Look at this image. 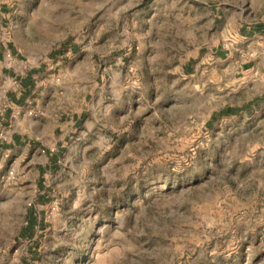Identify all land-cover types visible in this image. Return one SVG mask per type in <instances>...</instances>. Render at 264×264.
I'll use <instances>...</instances> for the list:
<instances>
[{"label":"rangeland","instance_id":"obj_1","mask_svg":"<svg viewBox=\"0 0 264 264\" xmlns=\"http://www.w3.org/2000/svg\"><path fill=\"white\" fill-rule=\"evenodd\" d=\"M258 22L264 0H0V264H264V84L209 56Z\"/></svg>","mask_w":264,"mask_h":264},{"label":"crops","instance_id":"obj_2","mask_svg":"<svg viewBox=\"0 0 264 264\" xmlns=\"http://www.w3.org/2000/svg\"><path fill=\"white\" fill-rule=\"evenodd\" d=\"M223 55H242L241 59L236 60L237 73L250 75L251 83L261 81L264 84V22L242 25L229 45L212 49L209 56L219 62ZM20 83L23 88V80ZM249 103L244 110L245 114L249 111L252 112L251 118L258 116L264 119V90L250 99ZM28 221L33 220L30 217Z\"/></svg>","mask_w":264,"mask_h":264},{"label":"trees","instance_id":"obj_3","mask_svg":"<svg viewBox=\"0 0 264 264\" xmlns=\"http://www.w3.org/2000/svg\"><path fill=\"white\" fill-rule=\"evenodd\" d=\"M228 111L225 109L223 111H221L222 114H226Z\"/></svg>","mask_w":264,"mask_h":264}]
</instances>
